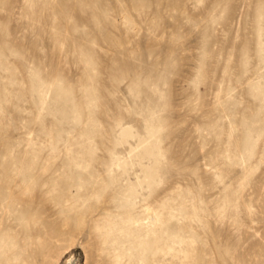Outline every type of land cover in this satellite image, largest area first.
I'll list each match as a JSON object with an SVG mask.
<instances>
[{
  "label": "rangeland",
  "instance_id": "rangeland-1",
  "mask_svg": "<svg viewBox=\"0 0 264 264\" xmlns=\"http://www.w3.org/2000/svg\"><path fill=\"white\" fill-rule=\"evenodd\" d=\"M260 175L264 0H0V264H264Z\"/></svg>",
  "mask_w": 264,
  "mask_h": 264
},
{
  "label": "bare ground",
  "instance_id": "bare-ground-1",
  "mask_svg": "<svg viewBox=\"0 0 264 264\" xmlns=\"http://www.w3.org/2000/svg\"><path fill=\"white\" fill-rule=\"evenodd\" d=\"M264 178V176L260 175L259 177H257V179H259V181H262V179ZM240 246V244H238ZM256 244H253V246H255Z\"/></svg>",
  "mask_w": 264,
  "mask_h": 264
}]
</instances>
